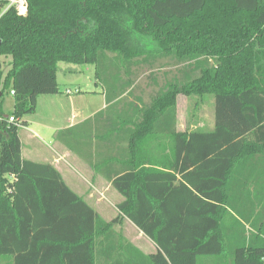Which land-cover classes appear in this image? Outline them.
Returning a JSON list of instances; mask_svg holds the SVG:
<instances>
[{
	"label": "trees",
	"instance_id": "trees-1",
	"mask_svg": "<svg viewBox=\"0 0 264 264\" xmlns=\"http://www.w3.org/2000/svg\"><path fill=\"white\" fill-rule=\"evenodd\" d=\"M27 1L26 16L0 17V93L15 92L11 114L25 125L38 96L60 93L58 64L71 63L109 72L108 105L139 100L127 155L108 170L120 214L157 251L116 234L53 165L23 158L21 128L3 123L0 256L21 264L54 239L60 264H264V0ZM169 58L177 73L163 86L151 76L150 102L135 96L141 67ZM182 95L214 98V131L177 130ZM155 129L170 146L165 159L149 152ZM253 189L261 195L251 200Z\"/></svg>",
	"mask_w": 264,
	"mask_h": 264
},
{
	"label": "crops",
	"instance_id": "crops-1",
	"mask_svg": "<svg viewBox=\"0 0 264 264\" xmlns=\"http://www.w3.org/2000/svg\"><path fill=\"white\" fill-rule=\"evenodd\" d=\"M76 89L77 92L79 91L78 94H81V89L79 87ZM73 94H75L73 91L72 94H68V99L72 105L71 118H65L67 110H64L65 106L61 103L62 97L59 96L60 94L49 95L50 98H47L49 103L55 106L56 123L58 121L57 116H62L65 112L64 120L60 121L61 125H55L53 121L48 124L30 122L31 127L29 128V122H25L21 130L27 131L26 142L24 143L20 137L22 157L37 163L53 165L61 174L66 185L78 197L82 198L102 220L108 223L113 222V229L116 234L123 236L124 239L128 240L145 255L156 253V245L145 237L134 224L120 214L117 206L123 201V197L112 187L113 170H108L109 158H116L117 164H121L123 162L121 161L122 158L124 159L127 155L131 134L135 129L134 124L140 120L138 111L141 108V103L134 97L123 96L121 99L124 102L117 103L114 106L112 104L108 105L106 95L103 94L101 106L92 111L91 107L88 109L87 107L85 109L82 108V105L77 107L76 103L79 100ZM201 100L202 102L205 101L204 98ZM109 109H114L115 115L104 114ZM54 112L51 114H55ZM194 125L195 122L188 124V126H182L179 122L178 112L177 130L179 132H186L188 128H192ZM208 125L209 123L206 125L204 121L199 120L196 122V127L204 128L201 131H214L216 126L215 106L212 124L207 128L206 126ZM33 126L43 129L44 132L41 131L44 136L43 139L33 131ZM51 131L52 133L50 134ZM66 131L67 133L64 134ZM155 131L157 129L150 134L151 138L154 137V139L150 138L149 140V152L155 156H164L165 159V155L170 154V146L165 140L164 143L156 141V136L162 137L160 133L159 135H154V133H158ZM46 135L51 140V147L41 143V141L45 143ZM24 146H26L25 152ZM256 189L249 192L251 193V200L254 199V193L261 195V190L257 192ZM182 207L184 206L181 205ZM184 208L182 209L184 210ZM1 222L4 224L3 221ZM56 244L54 239L40 241L36 245V250L29 252L26 256L27 260H23L21 264H60L61 254L56 248ZM18 245L23 248L28 247V250L32 247V243L28 241L21 244L13 243L12 241L9 247L16 251V248L19 247ZM0 264H14V255L0 256Z\"/></svg>",
	"mask_w": 264,
	"mask_h": 264
},
{
	"label": "rangeland",
	"instance_id": "rangeland-1",
	"mask_svg": "<svg viewBox=\"0 0 264 264\" xmlns=\"http://www.w3.org/2000/svg\"><path fill=\"white\" fill-rule=\"evenodd\" d=\"M8 9V5H0V17L5 13V11ZM163 65V66H161ZM113 67L112 73H117L116 66H110ZM160 69V70H159ZM7 70V67H6ZM74 72H70L73 71ZM171 70V71H170ZM168 71L172 72L173 74L177 73V70L174 67V60L171 58L169 59H163L158 60L154 66H148L145 65L141 67L140 77L138 79V86L135 89L136 92L134 93L135 96H142L144 101L146 103L150 102L154 90L158 88V86H155L151 80V76L154 74L159 78V86H163V84L166 82V79H170L171 75L168 73ZM109 73V72H108ZM108 73L98 71L96 66L93 65H74L71 63H59L57 67V81L58 85L60 87V95L62 97L61 103L63 106H65L64 110H67V115L65 116V112L62 116H57L58 121L56 123V109L55 106L50 104L47 98H50L48 95H41L37 97V104H36V112L33 115H27L23 118L25 122H29V128L30 122H39L41 124H48L51 121H53V124L58 125L60 124V121L64 120L65 118H71V109L72 105L70 103L69 95L67 93V90H72L75 92L74 97L79 100L76 103V106L79 107L82 105V108L87 109L89 107L92 108V111H95V109L99 108L103 101V94L106 95L107 88L110 89L109 83L106 81V75ZM163 73H166V75H163ZM123 79H126V75L124 74V70L122 71ZM168 74V75H167ZM97 76L102 79V82L97 84ZM105 81V82H103ZM112 83V81H111ZM81 89V94H78L76 91V88ZM85 96V97H84ZM82 97V98H80ZM86 99V101H85ZM202 97L199 96H180L177 99L178 102V112H179V122L182 124V126H188V124H192L195 122V125L192 128H188L186 132L195 131L197 129H204L202 127L197 126V121H204L206 125L209 123L212 124L213 120V113H214V98L212 96H206L204 99L205 101L202 102ZM4 105L3 109L7 113H11L14 109V101L12 97L9 95H5L3 98ZM85 101V102H84ZM86 104V105H85ZM89 104V105H88ZM55 111V112H54ZM54 112L55 114H51ZM108 115H115L114 109H109L108 112L104 113ZM61 125V124H60ZM206 126L207 128L209 127ZM33 131L40 135L43 139V133L41 134V131L43 129L32 127ZM48 131V130H46ZM27 132V131H26ZM26 132L24 130H20L19 136L22 138L24 143L26 142ZM52 131L50 132V134ZM39 139V140H41ZM49 137L45 136V143L41 141L42 144L51 147ZM26 151V146H24V152ZM251 226H246V237L251 234L252 230L250 229ZM242 229V228H241ZM240 231H243V229ZM229 260L230 258H226Z\"/></svg>",
	"mask_w": 264,
	"mask_h": 264
},
{
	"label": "built area",
	"instance_id": "built-area-1",
	"mask_svg": "<svg viewBox=\"0 0 264 264\" xmlns=\"http://www.w3.org/2000/svg\"><path fill=\"white\" fill-rule=\"evenodd\" d=\"M6 2H7L6 4L8 5V9L14 8L20 16H26L27 15V13H28V1L27 0H7ZM67 93L72 94V91L67 90ZM7 95L12 97V99H13V97L15 96V92L11 91V93L7 94ZM4 96L0 93V100H2L3 105H4V101H3ZM2 109H3V106H2ZM3 123L16 125L19 128H22L24 126V125H22V122L20 119H17L11 113L5 112L4 109H3V113H0V124H3ZM10 179H11V181H14L15 176L12 175L10 177Z\"/></svg>",
	"mask_w": 264,
	"mask_h": 264
},
{
	"label": "water",
	"instance_id": "water-1",
	"mask_svg": "<svg viewBox=\"0 0 264 264\" xmlns=\"http://www.w3.org/2000/svg\"><path fill=\"white\" fill-rule=\"evenodd\" d=\"M0 43H1V40H0Z\"/></svg>",
	"mask_w": 264,
	"mask_h": 264
}]
</instances>
